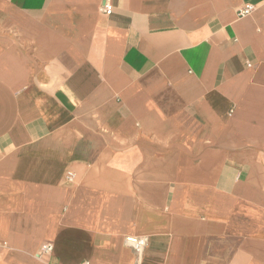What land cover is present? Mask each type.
Returning a JSON list of instances; mask_svg holds the SVG:
<instances>
[{
    "label": "crops",
    "instance_id": "0c3cea01",
    "mask_svg": "<svg viewBox=\"0 0 264 264\" xmlns=\"http://www.w3.org/2000/svg\"><path fill=\"white\" fill-rule=\"evenodd\" d=\"M83 262L264 264V0H0V264Z\"/></svg>",
    "mask_w": 264,
    "mask_h": 264
},
{
    "label": "built area",
    "instance_id": "2783aa9c",
    "mask_svg": "<svg viewBox=\"0 0 264 264\" xmlns=\"http://www.w3.org/2000/svg\"><path fill=\"white\" fill-rule=\"evenodd\" d=\"M252 10H253L252 6H244L238 11V13L240 16H244V15L249 14ZM111 11H112L111 6L108 5L107 3H104L102 6V12L106 15H110ZM125 243L127 246L132 248L134 252H136L137 254H141L146 247L147 239L146 237L129 236L125 239ZM50 250H51V246L48 244H44L41 247V252L47 253V252H50ZM82 264H88V263L83 262Z\"/></svg>",
    "mask_w": 264,
    "mask_h": 264
}]
</instances>
